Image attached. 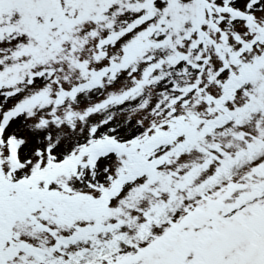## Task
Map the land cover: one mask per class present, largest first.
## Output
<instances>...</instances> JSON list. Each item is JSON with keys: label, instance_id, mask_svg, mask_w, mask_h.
Masks as SVG:
<instances>
[{"label": "snow or ice", "instance_id": "1", "mask_svg": "<svg viewBox=\"0 0 264 264\" xmlns=\"http://www.w3.org/2000/svg\"><path fill=\"white\" fill-rule=\"evenodd\" d=\"M0 264H264V0H0Z\"/></svg>", "mask_w": 264, "mask_h": 264}]
</instances>
